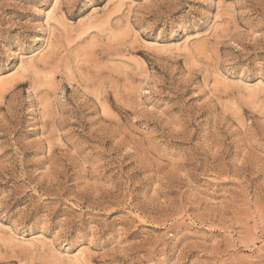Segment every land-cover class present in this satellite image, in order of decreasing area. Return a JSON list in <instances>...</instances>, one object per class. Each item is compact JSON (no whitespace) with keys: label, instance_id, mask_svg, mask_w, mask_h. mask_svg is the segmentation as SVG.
<instances>
[{"label":"rangeland","instance_id":"1","mask_svg":"<svg viewBox=\"0 0 264 264\" xmlns=\"http://www.w3.org/2000/svg\"><path fill=\"white\" fill-rule=\"evenodd\" d=\"M80 261L264 264V0H0V264Z\"/></svg>","mask_w":264,"mask_h":264},{"label":"bare ground","instance_id":"2","mask_svg":"<svg viewBox=\"0 0 264 264\" xmlns=\"http://www.w3.org/2000/svg\"><path fill=\"white\" fill-rule=\"evenodd\" d=\"M54 15V14H53ZM56 17V16H55ZM93 24H95V23H93ZM96 25V24H95ZM43 44V43H42ZM38 52V51H37ZM39 53H40V51H39ZM42 53V52H41ZM34 56H35V54H33ZM38 55V54H37ZM40 55V54H39ZM34 56H32V57H34ZM30 60V59H29ZM33 67V66H32ZM24 67H22V69H23ZM21 69V68H20ZM41 236V235H40ZM37 239V238H36ZM36 239H34V240H36ZM36 241H38V240H36ZM42 242V241H41ZM37 243V242H36ZM31 244V243H30ZM82 251V250H81ZM84 252L85 251H82V252H80V254H75L76 256H73V257H75L76 258V260H77V262H79V260H81V258L82 257H84ZM86 254V253H85ZM69 256V255H68ZM86 256V255H85ZM85 258V257H84ZM72 259V258H71ZM87 259V258H86ZM74 260V259H73ZM76 260H75V262H76ZM82 261H84L83 259H82ZM82 261H80L81 263L80 264H82ZM74 261H72V263H73ZM74 264H76V263H74ZM78 264V263H77Z\"/></svg>","mask_w":264,"mask_h":264}]
</instances>
